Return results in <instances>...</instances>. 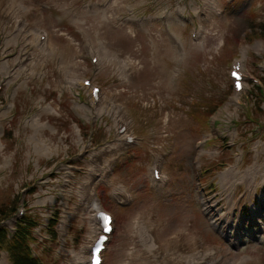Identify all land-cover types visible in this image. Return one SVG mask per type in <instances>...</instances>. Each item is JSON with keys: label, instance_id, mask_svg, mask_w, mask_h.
<instances>
[{"label": "rangeland", "instance_id": "374dc122", "mask_svg": "<svg viewBox=\"0 0 264 264\" xmlns=\"http://www.w3.org/2000/svg\"><path fill=\"white\" fill-rule=\"evenodd\" d=\"M25 5L30 35L17 32L16 19L24 14L14 2L0 5V124L5 145L4 150L0 147V207L10 211L15 206L18 217L26 204L28 214L40 219L46 214L40 209L41 198L58 197L55 208L62 219L75 212L67 233L52 240L46 233L41 240L47 246L42 250L35 244L34 251L44 253L48 264L82 263L73 252L86 247L92 212H76L78 189L92 179L93 163L102 168L114 158L113 185L98 190L103 208L115 218L105 264L160 263L143 251L137 235L128 234L134 218L146 222L161 237L159 242L183 229L197 234L205 247L218 249L211 263L222 258L220 264H240L247 257V264H264L261 177L252 194L245 183L223 189L220 177L236 164L235 154L242 155L239 169L244 171L252 166L254 147L260 143L264 149V98L251 80L255 76L261 80L256 85L264 87V0H236L221 7L222 13H216L209 0H25ZM88 8L93 12L86 14ZM103 10L112 23L96 14ZM170 17L175 23L166 20ZM118 19L132 22L120 25ZM38 29L50 35L54 57L36 46L33 33ZM177 40L180 53L173 49ZM99 42L106 50H101L102 67L97 69L91 61ZM244 47L246 85L240 104H230L236 92L229 71L243 58ZM24 52L31 58L17 65ZM124 73L132 75V81L121 79ZM71 78L78 82L72 88ZM82 79H90L103 95L125 107L136 145L115 150L119 143L114 120L107 114L96 117L94 110L84 117L75 107L77 102L91 108ZM41 104L57 111L44 115L42 122L49 128L38 135L53 148L35 153L34 140L27 146L34 131L26 121L40 112ZM255 106L258 114L253 116ZM83 147L89 151L82 153ZM201 148L218 154L201 153ZM103 150L109 152L95 157ZM161 156L165 161L158 165ZM155 166L168 177L162 194L154 188ZM45 173L52 177L50 185L36 183L37 192L29 196L28 187ZM119 184L130 191L129 202L113 197ZM156 215L165 228L157 227ZM186 236L174 238L185 242V248H165L169 259L187 254ZM134 248L137 258L131 255ZM120 250L125 257L116 260ZM1 257L9 263L6 253Z\"/></svg>", "mask_w": 264, "mask_h": 264}, {"label": "bare ground", "instance_id": "6f19581e", "mask_svg": "<svg viewBox=\"0 0 264 264\" xmlns=\"http://www.w3.org/2000/svg\"><path fill=\"white\" fill-rule=\"evenodd\" d=\"M7 1H12L14 2L15 6L17 7L18 11H20L21 13H23L24 15H21L19 17H17V32L21 35H30L31 34V30L32 27L27 23V16L30 13L29 12V8L25 5V0H0V5L4 2ZM93 9V8H92ZM91 8H88L85 13L86 14H90L93 12ZM177 12L182 15L183 10H181V8L177 9ZM182 12V13H181ZM216 12L220 13L221 10L219 8H216ZM96 14L98 15H102V20L104 21H108L110 23H112V20L108 17V11L107 10H103V11H97ZM84 15V14H82ZM85 16V15H84ZM158 19V18H155ZM162 19V18H160ZM120 22V25H125V24H129V22L131 20H122V19H118ZM164 20V19H162ZM166 20H169L173 23H175V19L174 18H167ZM132 22V21H131ZM136 22H138L136 20ZM122 28V27H120ZM34 36L36 37V46L47 56L49 57H54L55 56V52L52 50L51 44H50V35L42 32L41 29L36 30L35 33H33ZM43 39V40H42ZM180 40H177V43L174 42V47L173 49L176 50L178 53L182 52V46L180 45ZM100 48L97 51H93L92 55L93 58H98L97 61V69H100L102 67V57L101 55V50H106L105 48V44L104 42H99ZM263 45L260 43L259 47H262ZM50 50V54L48 55V52ZM247 53H248V49L244 48L242 55L243 58L241 60L237 61V64H239L240 66L242 65V63L244 64V60H246L247 58ZM183 56V55H182ZM31 58V53L30 52H24L22 54V56L18 59L17 61V65H23L26 64L29 59ZM183 58V57H182ZM245 66V65H244ZM243 66V68H244ZM164 77H166V75H163ZM121 79L124 80H128V81H132V75H129L127 73L121 74L120 75ZM86 79L81 80L80 85L82 86V88L89 93L90 98H91V108H88L86 104H80L75 102V107L77 109H81L83 110L84 117H87V111H93L95 109V111L97 112L96 117H101L104 114H107L109 117H111L114 122H115V127L117 129V140L116 142L119 143V147L114 148L115 150H118V148L120 147H127L128 146V141H129V136L131 135V131H130V123H129V118L127 117V112L124 106L118 104L114 99H112V97L110 96V98L106 95H100L98 96V103L96 102V97L92 96V89H88L87 87L84 86V81ZM164 82L166 80H163ZM75 83H78L77 80H75L74 78H71V82H70V87H75ZM93 97V98H92ZM240 101V95L236 92V95L234 97V99L230 100V104L233 103H239ZM228 107V106H227ZM40 112H38L37 114H35L34 116H32L31 118H29L26 121V125L29 126L30 128L33 129V134L31 135V137L29 138V141L27 143V146L29 148V145L31 144V140H34L35 143L33 144V148L35 153H39L41 151H50L53 148V145H51L47 140L45 139H41L40 137H38L39 133L45 129L49 128V125L46 123L42 122V118L44 117L45 114H50L53 115L54 113H57V111L51 106H43L42 104L39 107ZM222 114V113H221ZM125 128V130L123 132H121V130ZM3 126L0 124V147L3 148L4 150V144L2 143V130H3ZM235 131V130H234ZM233 131V132H234ZM217 134H219V132H216ZM77 134L79 136V131L77 130ZM231 136L234 138V133H231ZM209 138V137H208ZM82 138L80 137V143L82 142ZM138 143V138L136 139V142H134V145H136ZM130 146V145H129ZM260 147V143H258L255 146V150H256V162L248 167L246 170L241 171L239 169V162L241 160L242 155L241 154H236V164L230 168L227 169L226 172H224V174H221L220 177L222 176V182H223V189H232L236 187L237 184H241V183H245L247 184V190L250 194H252L253 192V188L255 187V183L257 182V180L259 179V177H261L262 181L261 183L264 184V163H260V157H261V153H264V149L259 150ZM54 148L57 150L58 149V145H54ZM111 149V150H114ZM109 151L107 150H103L100 154H97L96 156H100L102 153H108ZM201 153H208L212 156L217 155V150H207L204 148H201L200 150ZM165 161V158L163 156L158 157L157 159V164L158 165H163ZM107 163H109V165H107L105 167V169L103 170V172L105 171H109L111 170V168L113 167V165L115 164V159L114 158H110ZM156 168L152 169V178H153V182H154V188L156 189V191L159 194H162L166 191V183L168 181V177L166 175H160V180L156 181L155 177H154V170ZM102 172V174H103ZM87 183V185H86ZM109 186L113 185L112 179L109 178V182H108ZM85 185L87 186L86 189L89 193V197L91 198H95L94 194V184L93 181L91 180L89 183L88 181L84 182V184L82 185V189L85 191ZM113 197L115 198L116 201L119 202H128L132 199V195L130 193V191L126 188V186L124 184H119L117 185L112 192ZM82 197V202L85 203L86 201V197L84 195V192L81 194ZM96 201L95 206L96 208L102 209L101 205L99 204V202L97 201V199H94ZM94 212V210H93ZM98 211H95L94 217L92 218L91 221V225L89 227L90 233L87 236V244L86 247L82 248V251L77 253V252H73V256L76 258L77 261H83L85 260L87 257L89 258V260L91 259V248L94 245V242L96 240V238L101 234L100 233V228L98 227V224L96 223L95 220V215H98ZM70 217H73L72 215H70ZM156 220V225L159 228H165L166 225L164 224V221H162V219H160L159 215H156L155 217ZM128 227H130V231L128 232V234H132V235H137L139 237V243L140 245H142L141 247L144 249L143 251L147 254H149V256L153 257L156 261H160V263L158 264H179L184 262L185 264H220V262L222 261L221 259H216L213 260L211 263L209 261H211V259H213L217 253H218V249L217 248H213V247H205V243L202 240V238H198L197 234H195V236L191 233H187V231H185L186 229H183L181 232L179 233H174V237L169 238L168 241H163V242H159L160 238L158 236V234L154 233V230H150L147 227L146 222H140L138 220H136L134 218L133 222L131 223V226L129 225ZM115 231L112 232V237ZM168 235V233H166ZM180 235H187L186 236V241L187 242V254H174L171 259H169L167 257V255L165 254V248H169L171 245H175V246H179L178 248H185V242H176L174 240V238L180 239ZM112 240V238H110L109 242L110 243ZM127 243H124V245L122 246V250L125 249ZM107 250V248H106ZM105 250V251H106ZM122 250L118 251V255L116 257L119 260H122L123 257H125L122 253ZM131 251V255L134 257H138L136 255L138 249L134 248V249H130ZM89 255V256H88ZM256 258H254V260H251L252 262L255 261ZM217 261H219L217 263ZM249 261V258H244L240 264H247ZM3 263V262H2ZM1 263V264H2ZM133 263V262H132ZM89 264V262H88ZM102 264H105V262H102Z\"/></svg>", "mask_w": 264, "mask_h": 264}, {"label": "trees", "instance_id": "16d2710c", "mask_svg": "<svg viewBox=\"0 0 264 264\" xmlns=\"http://www.w3.org/2000/svg\"><path fill=\"white\" fill-rule=\"evenodd\" d=\"M262 29L264 30V26ZM14 207L15 206H13L10 211L5 207H0V223L14 212ZM35 224L36 223L29 217L22 220L18 226L17 234L10 243L7 242L6 229L0 227V250L7 246L13 264H38V262L32 258L29 246Z\"/></svg>", "mask_w": 264, "mask_h": 264}]
</instances>
